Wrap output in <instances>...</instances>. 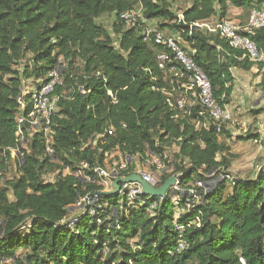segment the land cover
<instances>
[{
  "label": "trees",
  "instance_id": "trees-1",
  "mask_svg": "<svg viewBox=\"0 0 264 264\" xmlns=\"http://www.w3.org/2000/svg\"><path fill=\"white\" fill-rule=\"evenodd\" d=\"M261 5L264 0H0V185L12 152L18 153V176L0 186V258L17 264H264V169L254 179L219 183L201 203L166 199L151 209L140 200L130 206L120 196L103 197L100 215L69 221L79 198L100 190L76 176L82 163L106 169L112 154L165 152L171 172L162 174L158 188L180 175L185 190L212 169L231 167L230 124L219 133L198 115L199 106L188 115L170 105L179 95L178 77L170 66L160 69L157 58L166 50L145 42L142 32L153 26L178 35L211 79L216 99L225 96L221 103L229 105L234 71H255L264 91L263 66L219 34L191 27L227 20L230 8L249 15ZM132 10H141L138 28L120 20ZM105 16L113 18L110 29L99 22ZM251 38L264 53V28ZM59 64L50 157L43 133L25 132L22 147L18 117L24 83L45 80ZM259 138L253 132L238 137ZM50 175L54 180H45Z\"/></svg>",
  "mask_w": 264,
  "mask_h": 264
},
{
  "label": "built area",
  "instance_id": "built-area-1",
  "mask_svg": "<svg viewBox=\"0 0 264 264\" xmlns=\"http://www.w3.org/2000/svg\"><path fill=\"white\" fill-rule=\"evenodd\" d=\"M178 18L180 22H184L182 14H179ZM120 20L126 28H138L143 21L141 10L123 13ZM193 27L197 30L219 34L232 50L243 52L244 58H248L252 63L261 64L264 69V53L258 49L251 38L257 31L264 28L263 8H253L249 14L248 22L244 26L237 25L232 20L227 19L214 23L195 24L191 28ZM142 36L145 42L164 46L166 51L158 55V65L162 70L170 66V70L178 77L174 91L178 92L179 95L174 101L169 100L170 105L188 115H191L194 106H199L198 115L206 117L208 122L215 126L217 132H222L225 125L232 122L228 105L221 103L226 97L223 96L220 101L216 99L211 79L196 63L191 53L187 51L182 39L178 35H166L153 26L145 27ZM62 73L63 66L59 64L48 73L45 80H32L24 83L21 93V112L18 117L20 142L27 140L24 138L25 132L28 133L29 137L43 133L47 140V155L50 157L54 155L52 117L58 110L60 100V97L55 94V90L62 82ZM25 97L29 98L30 109L24 100ZM208 122L203 125L204 128L208 127ZM123 127L125 126L123 125ZM200 127L202 126L198 123L197 128ZM114 133L113 128L108 131L109 136H113ZM27 145L28 140L26 141ZM17 154V151L12 152L14 157H17ZM166 158L165 152L153 154L151 151H147L145 155L127 156L124 158V162L114 164L110 168L106 167V169L99 166L91 167L88 163H82L76 172V176L84 182L94 183L100 187V190L80 197L76 205L69 209L71 225H75L80 218L100 215L101 210L105 207L101 203L102 193L113 191V183L118 179L139 175L147 184L158 187L162 174L171 172L165 162ZM227 171L223 167L214 168L204 174L203 181H199L194 188L188 190L181 188L180 179L166 192L165 196L158 198L144 197L142 187L138 183H122L118 196L122 200H126L130 206L140 200L141 205L149 204L151 209H156L166 199H170L175 205L187 197L196 203H201L204 199L203 195L214 190L219 183L235 179V176ZM65 173H69V170H66ZM152 200L155 201L152 202ZM181 248L184 249V245H181ZM21 257L19 256V258ZM0 264H17V260L16 258H0Z\"/></svg>",
  "mask_w": 264,
  "mask_h": 264
},
{
  "label": "rangeland",
  "instance_id": "rangeland-1",
  "mask_svg": "<svg viewBox=\"0 0 264 264\" xmlns=\"http://www.w3.org/2000/svg\"><path fill=\"white\" fill-rule=\"evenodd\" d=\"M180 7H184V5ZM112 21V17L105 16L99 22L105 28L110 29ZM238 85L239 89L237 93L239 98L236 103L239 101L242 102L244 113L241 115L235 114L234 122L228 126L233 138L231 140H227V144L231 147V154L233 157L231 158L232 165L227 172H230L231 175L235 177L239 176L243 179H254L257 174L264 169V98H260L258 103L256 100L259 96L264 95V91H262L255 84L253 74L248 75L246 78H241ZM246 95L250 97H248V100L244 101V97ZM245 105L246 107H244ZM257 110H261L260 112H262V114L255 116L254 112ZM247 132L258 134L260 136L259 140L245 142L238 139L240 136L247 135ZM26 141L27 140H22V147L24 149H27ZM169 153L170 152H168V154ZM15 158L16 157L12 156L6 180H10L18 176V165L14 160ZM124 160L125 159L122 158L121 154H112L108 157L107 168L112 167L114 164L122 163ZM157 177H159V175H157ZM54 178L55 175H50L46 177L45 180L53 181ZM5 181L1 183L0 186L5 187Z\"/></svg>",
  "mask_w": 264,
  "mask_h": 264
},
{
  "label": "crops",
  "instance_id": "crops-1",
  "mask_svg": "<svg viewBox=\"0 0 264 264\" xmlns=\"http://www.w3.org/2000/svg\"><path fill=\"white\" fill-rule=\"evenodd\" d=\"M263 7H264V5H261L260 8H263ZM228 19L232 20L237 25L244 26L248 22L249 15H248V12H245L243 10L230 8V15H229ZM254 72L255 71L250 72V73L234 71V73H233L234 74V78H235V89H234V92H233V95H232V98H231L232 102L228 105V109L230 110L231 115H232V122L231 123L234 122V115L235 114L236 115H241V114L244 113L243 107H242L243 106L242 102L239 101L238 103H236V101H238V98H239L238 93H237V91L239 89L238 82H239V80L241 78H246L248 75L253 74ZM253 80L255 81L256 85L259 84V81H260L259 78H255ZM248 97H250V96L246 95L244 97V101L248 100ZM260 98H264V95L259 96L258 99H256L257 103H258ZM244 107H246V105ZM236 177L242 178V177H239V176H236Z\"/></svg>",
  "mask_w": 264,
  "mask_h": 264
},
{
  "label": "water",
  "instance_id": "water-1",
  "mask_svg": "<svg viewBox=\"0 0 264 264\" xmlns=\"http://www.w3.org/2000/svg\"><path fill=\"white\" fill-rule=\"evenodd\" d=\"M181 179V176H173L171 177L165 184L161 187H153L142 180L139 175H131L127 178L118 179L113 183L114 190L110 192L102 193L103 197H115L118 196V192L120 190V184L122 183H138L142 187V195L144 197H152L158 198L166 195V192L173 187L178 180Z\"/></svg>",
  "mask_w": 264,
  "mask_h": 264
}]
</instances>
